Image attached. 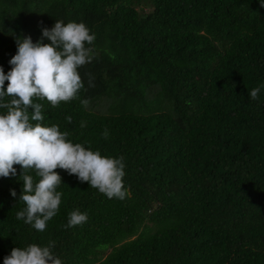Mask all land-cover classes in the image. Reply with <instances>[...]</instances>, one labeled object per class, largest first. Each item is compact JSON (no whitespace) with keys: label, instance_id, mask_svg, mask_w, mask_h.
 Listing matches in <instances>:
<instances>
[{"label":"trees","instance_id":"1","mask_svg":"<svg viewBox=\"0 0 264 264\" xmlns=\"http://www.w3.org/2000/svg\"><path fill=\"white\" fill-rule=\"evenodd\" d=\"M261 5L264 0H0L5 74L17 37L35 43L56 21L83 22L95 35L85 45L93 59L78 69L84 88L77 98L56 107L46 98L33 102L42 105L41 123L58 125L68 141L122 156L128 192L109 199L57 168L61 204L40 232L16 218L26 205L19 200L21 167L14 165L16 176L0 177V264L15 247L50 241L62 264H264ZM255 87L261 90L252 100ZM29 174L39 179L34 170ZM76 209L87 213V222L65 228Z\"/></svg>","mask_w":264,"mask_h":264},{"label":"clouds","instance_id":"2","mask_svg":"<svg viewBox=\"0 0 264 264\" xmlns=\"http://www.w3.org/2000/svg\"><path fill=\"white\" fill-rule=\"evenodd\" d=\"M45 38L50 43H44ZM94 40L95 35L90 34L85 23L56 21L51 29H42V37L35 43L30 36L17 37V52L9 60L11 70L5 74L0 66V108L7 110L0 114V177L16 176L14 165H20L23 187L19 200L26 207L17 212L16 218L40 232L46 229L61 204L62 193L57 188L62 178L55 171L57 168L77 176L80 182H87L109 199L123 200L128 195L123 183L122 156H102L98 150L68 141L67 131L61 132L55 124L41 123L42 105L33 102L34 98H46L56 107L77 98L79 90L84 88L78 69L93 59V49L85 45H92ZM88 86H95L91 79ZM260 90L261 87L251 90L252 100L258 99ZM5 97L10 99L5 102ZM88 103L87 99L81 100L84 107ZM66 120L71 123V116ZM80 127H86V122L81 121ZM108 135L105 129L104 139ZM30 170L39 177L37 181L34 182ZM11 195L16 196L14 189ZM87 220V213L73 210L65 228L82 225ZM54 244L50 241L45 247L36 244L23 249L15 247L4 257L3 264H62L51 251Z\"/></svg>","mask_w":264,"mask_h":264}]
</instances>
